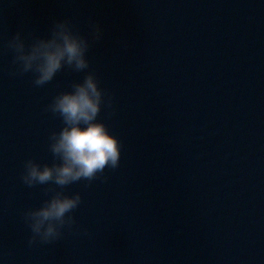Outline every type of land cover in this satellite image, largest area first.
I'll list each match as a JSON object with an SVG mask.
<instances>
[{
  "label": "water",
  "instance_id": "water-1",
  "mask_svg": "<svg viewBox=\"0 0 264 264\" xmlns=\"http://www.w3.org/2000/svg\"><path fill=\"white\" fill-rule=\"evenodd\" d=\"M62 18L103 30L88 57L121 162L66 189L91 235L28 247L22 212L48 186L26 187L23 164L51 163L63 125L45 108L84 74L34 87L2 41ZM0 264H264V0H0Z\"/></svg>",
  "mask_w": 264,
  "mask_h": 264
},
{
  "label": "clouds",
  "instance_id": "clouds-1",
  "mask_svg": "<svg viewBox=\"0 0 264 264\" xmlns=\"http://www.w3.org/2000/svg\"><path fill=\"white\" fill-rule=\"evenodd\" d=\"M102 39L98 22L89 20L84 34L70 18H62L53 20L47 36L25 35L21 29L2 41V50L11 54L9 75L22 77L30 73L34 87L51 83L66 69L84 74L81 80L71 83L70 90L58 92L45 108L63 125L48 137L51 163L29 158L23 164L20 179L26 187L48 186L43 189L47 198L38 207L22 212L31 233L28 247L56 242L65 230L91 235L77 226L74 215L83 202L82 195L69 194L66 189L81 181L86 182L85 187L98 178L107 181L106 170L114 171L120 166L123 143L99 119L103 108L112 107L113 96L101 87L88 57L93 44Z\"/></svg>",
  "mask_w": 264,
  "mask_h": 264
}]
</instances>
